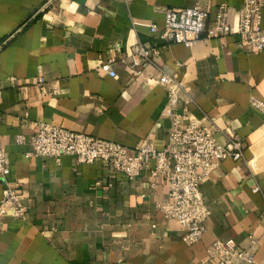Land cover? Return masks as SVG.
Segmentation results:
<instances>
[{
  "label": "crops",
  "instance_id": "obj_1",
  "mask_svg": "<svg viewBox=\"0 0 264 264\" xmlns=\"http://www.w3.org/2000/svg\"><path fill=\"white\" fill-rule=\"evenodd\" d=\"M243 1L0 0V147L27 214L7 215L0 264H207L210 244L230 239L264 264V114L254 103H264V51H244L239 34L164 46L150 30L164 25L162 7L209 4L211 21L226 3L234 22ZM139 43L161 53L133 77L128 64ZM162 72L190 99L177 113L186 108L222 144H245L241 159L217 162L201 184L211 212L194 244L165 212L169 186L152 184L155 160L128 179L103 160L28 155L39 122L130 147L148 138L163 150L174 116L154 81ZM3 189L0 175V199Z\"/></svg>",
  "mask_w": 264,
  "mask_h": 264
},
{
  "label": "built area",
  "instance_id": "obj_2",
  "mask_svg": "<svg viewBox=\"0 0 264 264\" xmlns=\"http://www.w3.org/2000/svg\"><path fill=\"white\" fill-rule=\"evenodd\" d=\"M164 16V25L151 24L150 30L157 33L163 45L182 43L194 44L202 34L209 37H224L239 34V46L249 53L264 51V0H244L237 11L234 22L229 21V7L223 3L217 7L211 21L209 4L196 3L188 7L159 8ZM5 42L0 43V49ZM161 48L149 44L134 47L133 61L128 68L133 77L153 64ZM101 68L111 76L116 70L110 62ZM14 79V78H13ZM156 84L164 86L168 92V107L173 117L168 142L163 150H157L154 143L146 138L135 146H125L119 142L77 132L47 122L36 124L31 136L32 153L30 156L50 157L57 161L65 155H73L79 162L93 163L103 160L114 170L128 179H136L151 166L152 184L164 181L169 186L165 212L184 228L183 240L188 244L198 242L205 231V220L210 215L207 199L201 191V184L209 176L215 164L227 158L239 160L244 156L245 144L238 137H231L225 144L215 137L213 128L201 124L188 116L187 109L182 114L176 112L182 98V83L173 75L162 72L154 78ZM259 105L264 114V103ZM23 140V135L17 137ZM8 155L0 147V175L4 181L3 195L0 199V243L7 215L26 219V209L21 205V195L9 184ZM257 190V188H255ZM264 216V212H263ZM207 264H252L254 254L235 240H215L207 249Z\"/></svg>",
  "mask_w": 264,
  "mask_h": 264
}]
</instances>
